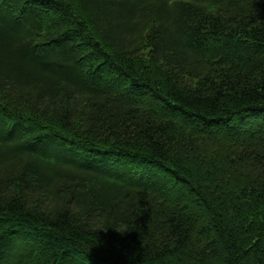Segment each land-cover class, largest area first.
<instances>
[{"label": "trees", "instance_id": "1", "mask_svg": "<svg viewBox=\"0 0 264 264\" xmlns=\"http://www.w3.org/2000/svg\"><path fill=\"white\" fill-rule=\"evenodd\" d=\"M0 0V264H264V0Z\"/></svg>", "mask_w": 264, "mask_h": 264}, {"label": "clouds", "instance_id": "2", "mask_svg": "<svg viewBox=\"0 0 264 264\" xmlns=\"http://www.w3.org/2000/svg\"><path fill=\"white\" fill-rule=\"evenodd\" d=\"M200 6L207 12H213L215 10V5L211 3V0H203Z\"/></svg>", "mask_w": 264, "mask_h": 264}]
</instances>
